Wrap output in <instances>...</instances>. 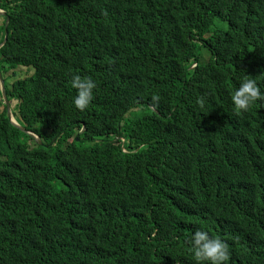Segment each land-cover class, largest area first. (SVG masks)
I'll return each instance as SVG.
<instances>
[{"label":"trees","instance_id":"1","mask_svg":"<svg viewBox=\"0 0 264 264\" xmlns=\"http://www.w3.org/2000/svg\"><path fill=\"white\" fill-rule=\"evenodd\" d=\"M0 10L9 108L41 142L0 93V264H196L200 227L264 264V101H231L245 74L264 92V0ZM73 75L96 84L83 111Z\"/></svg>","mask_w":264,"mask_h":264},{"label":"clouds","instance_id":"2","mask_svg":"<svg viewBox=\"0 0 264 264\" xmlns=\"http://www.w3.org/2000/svg\"><path fill=\"white\" fill-rule=\"evenodd\" d=\"M249 77V75L245 74L238 87H236L231 94V101L234 109L241 113L248 112L254 102L264 101V92L260 90L256 79ZM71 86L76 90V95L73 98L74 107L80 111L85 110L93 100V90L96 88L94 80L90 77L73 75L71 78ZM152 100L156 101L158 97L153 96ZM3 103L5 105L4 100ZM9 110L11 114V109L9 108ZM11 117L14 119L12 114ZM29 133L32 135L31 138L36 142L40 141L34 133ZM190 247L196 264H229V244L218 236L210 235L203 227L193 231L190 237Z\"/></svg>","mask_w":264,"mask_h":264},{"label":"water","instance_id":"3","mask_svg":"<svg viewBox=\"0 0 264 264\" xmlns=\"http://www.w3.org/2000/svg\"><path fill=\"white\" fill-rule=\"evenodd\" d=\"M4 12L0 11V16H4ZM7 24H8V19L6 18V21H5V29L7 28ZM6 32H5V36H4V40H3V43L6 41ZM2 45H0L1 47ZM0 87H1V95H2V98L5 102V106H6V109H7V116H8V119L11 123V125L16 128V129H19L20 131H22L23 133L27 134L28 136L32 137V135L25 131L24 129H22L21 127H19V125L14 121V119H12L11 117V114H10V110H9V104H8V101L6 99V95H5V92H4V82L2 80V77H1V74H0ZM83 132V131H82ZM37 144L38 145H41V142L40 141H37Z\"/></svg>","mask_w":264,"mask_h":264},{"label":"rangeland","instance_id":"4","mask_svg":"<svg viewBox=\"0 0 264 264\" xmlns=\"http://www.w3.org/2000/svg\"><path fill=\"white\" fill-rule=\"evenodd\" d=\"M225 26H226L225 23L221 24L220 22H216L214 25V27H219V28H222V27L224 28ZM200 53L203 54L202 59H201L203 62L208 59V53L206 51L201 50ZM17 73H19V75H20V70H18ZM14 104H15V102L12 103V105H14ZM14 121H15V119H14ZM9 123H10V121H9ZM83 145H88V143H84Z\"/></svg>","mask_w":264,"mask_h":264}]
</instances>
